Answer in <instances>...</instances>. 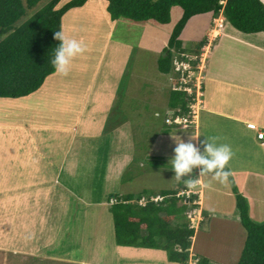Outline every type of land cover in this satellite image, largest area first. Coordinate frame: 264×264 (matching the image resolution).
Returning <instances> with one entry per match:
<instances>
[{"label": "crops", "instance_id": "1", "mask_svg": "<svg viewBox=\"0 0 264 264\" xmlns=\"http://www.w3.org/2000/svg\"><path fill=\"white\" fill-rule=\"evenodd\" d=\"M260 1L264 5V0ZM211 19L215 21L214 18ZM212 20L207 24L205 35L212 32V28L210 29ZM220 33L221 36H218L213 47L204 46V49L209 47L205 50L206 79L203 87V106L195 127L190 129V132L164 136L162 142L155 141L153 150L159 149L161 144L168 141V151L167 153L156 151L155 154H150L153 157L173 155L175 135L187 142L190 134H199V140L206 138L209 142L230 145L233 157L227 169L238 192L247 201L250 219L255 223L263 224L264 138L258 139V134L264 133V35H244L226 23L223 24ZM115 83L118 87V82H114L113 85ZM54 84L55 82H46V85L35 93L39 95L34 98L31 106L38 113L58 114L65 121L68 119L70 124L64 121L61 126H50L43 120L49 127L38 132L33 131V136L37 134L35 141L29 142L28 135H23L20 140H26L24 144L12 141L10 138L5 143L0 142V165L6 166L4 167L7 171L5 183L9 184L8 186L4 184V187L16 186L13 193H10L12 195L9 197V203L15 206L21 202L23 205L19 211L21 217H12L9 220L11 222L8 223L1 220L0 225L13 222V225L17 226L14 231L22 236L19 239L18 249L12 253L19 252L23 256L8 255V264H18L19 257L24 261L27 259L31 262L29 264H172L168 262L167 255L163 251L117 246L112 219H107L110 214L107 206L82 208L72 206L73 204L66 205L65 198L71 193L65 188L56 186V183H59L61 178L63 181L72 180L79 173L77 164L79 155L75 156L74 153L71 158L72 153H70L74 148L76 137L95 140L112 135L114 133L112 110L116 101L111 99L115 96L111 95L113 91L108 92L105 82H87L85 93L81 94L84 105L76 114L74 106H66L65 97L52 93V90H57L59 94L61 91L55 89ZM88 87L91 89L87 92ZM28 98L30 96L26 99ZM15 101L0 100V104L12 109ZM3 106L0 108L2 109ZM30 109L31 107L28 108L29 111ZM157 114L158 112L155 115ZM99 122L101 127L98 131ZM31 125L26 128H30ZM126 125L127 122L122 124L124 131L120 136H116L117 147L114 144L110 150L121 151L122 156L124 141L127 138ZM0 139L3 140L1 135ZM193 143L199 146L198 141ZM6 149L8 153L3 158V151ZM114 163L117 162L108 160L106 167H113ZM117 166L120 168L121 164L118 163ZM198 175L199 169H194L191 174L184 177V179H198L195 190L194 188L192 190L197 194L196 209L201 220L192 239L190 264H197L198 258L206 259L209 264H225L228 257L234 256L231 255V251H226L221 246L219 261L216 262L212 259V249L196 246L198 237L201 239L209 237L207 244H216L213 243L214 239L210 235L212 228L217 225L225 227L224 231H231L226 238L230 246L234 243L232 242L235 238L234 234H239L240 231L242 241L238 244L237 251L240 260L246 232L236 213L235 197L231 187L221 185L210 175L199 178ZM179 183L182 184V188L178 193L189 189L185 187V182ZM181 184L177 186L181 187ZM51 188L56 191L54 194ZM14 196L16 198L12 199ZM224 199L230 201V210L226 212L222 209ZM89 211L93 212V226L89 223ZM9 212L11 215L17 212V209L11 208ZM229 224L232 226L231 229L227 227ZM72 228L73 231H70ZM67 241L73 244L68 246ZM228 244L226 245L229 246ZM21 247L25 250H21ZM237 262L235 261L234 264Z\"/></svg>", "mask_w": 264, "mask_h": 264}, {"label": "rangeland", "instance_id": "2", "mask_svg": "<svg viewBox=\"0 0 264 264\" xmlns=\"http://www.w3.org/2000/svg\"><path fill=\"white\" fill-rule=\"evenodd\" d=\"M50 1H43L34 12L47 7ZM69 1L71 0H64L60 7ZM107 7L108 4L104 0H89L84 8L70 11L65 15L62 21V30L66 35L82 40L87 45V51L82 56L74 59L68 76L56 75L54 77L56 74L54 73L45 80L43 86L46 85V82H55V89L57 88L61 91L59 94L57 90H52V93L65 97L66 106H74L76 114L79 113V108L84 105L81 94L85 93L87 82H105L109 89L108 92L113 91L111 95L115 97L111 99L116 101L112 110V132L114 133L95 140L77 136L74 148L70 153H72L71 158H73L74 153L75 156L79 155V159H77L79 173L72 180L65 179L63 181L61 178L60 182L56 183V186L65 188L72 195V197L67 195V198H65L66 205L73 204L72 206L82 208L85 206H107L110 212V207L115 203L114 199H110L111 194L116 193L119 196L130 194L135 200L134 203L143 207L148 202L150 204L152 202L155 203L156 200L161 202L163 200L161 195L164 192L180 191L182 184L175 180L174 172L170 169L171 164L168 163L172 155H165L168 151V141L161 144L157 150H153V147L155 141L162 142L164 136L167 137L173 133L183 134L185 131L190 132V130H183L182 127L166 124L165 119L169 118L173 111L176 110H171L168 107L170 94L171 92H180L175 91V82H170L175 81L172 74L163 75L158 70L162 52L168 47L171 34L180 21L182 12L177 7H173L170 12L168 25L157 27L151 24H136L122 18L112 20ZM211 17L210 15H203L194 17L189 21L181 35V40L183 39L182 45L188 51L205 38L208 43L207 46H210V48L216 44L218 36H221V31L216 34L212 32L204 34L207 24L212 20ZM215 19H217V23L215 24L214 20H212L213 23L210 27L212 31L218 30L217 26L220 21L224 20L222 16ZM223 24H225L224 21ZM208 34L209 36L207 37ZM206 49L208 50L209 47ZM114 82H118V87L116 83L113 85ZM90 89L88 87L87 92ZM116 91H118L117 94H115ZM38 95L33 94L28 99L26 97L16 100L12 104V109L4 107L2 103L0 104V106H3L2 109L0 108V135L3 139H0V142L5 143L10 138L12 141L24 144L26 140H20L23 135H28L27 141H35L37 134L33 136L32 132H38L49 127L43 120L50 126H61L65 121L62 116L52 113L47 114L46 112L38 113L31 106L34 98H37ZM186 99L185 101H187ZM29 107H31L30 111L28 110ZM156 112L159 115H155ZM66 122L68 125L70 124L68 119L64 123ZM124 122H127L128 125L125 128L127 129V141H124L122 156L121 151L110 150L117 140L116 136H120L121 132L124 131V128L122 129ZM29 125L31 127L26 128ZM100 127L101 122L98 124V131ZM111 137L113 139L110 140ZM115 146L117 147V143ZM156 151H165V156L153 157L150 154H155ZM7 153V149L3 151V158ZM108 160L117 163H114L113 167H106ZM118 163L121 164L120 168L117 166ZM125 164L127 165L124 166ZM4 167L0 165V196L3 197H0V224L1 220H5L8 223L11 222L9 220L12 217H21L19 211L23 206L21 202L15 206L9 203V197L12 195L10 193H13L16 186L4 187V184L9 185L5 183L7 181V171ZM11 170L14 171L13 168ZM111 170L112 172H110ZM179 184H181V187L177 186ZM228 185V187H231L230 183ZM51 191L53 194L56 192L52 188ZM139 197L140 200H137ZM15 198L14 196L12 199ZM194 200L196 199L194 198ZM182 204L187 207L185 215L189 228H193L194 232H196L200 221L197 209L191 208L194 206L191 205L193 201L185 199ZM229 205V200H222L223 211H229ZM11 208L17 209V212L10 215L9 210ZM92 213V211H89V223L91 226L94 224ZM107 219H112L111 212L108 214ZM82 223L84 224L85 222L82 221ZM89 223L87 221V225ZM16 227L13 222L12 224L0 225L1 264H8V255L23 256L19 252L12 253L15 252V249H18L20 245L19 239L22 237L14 231ZM227 227L231 229L232 226L229 224ZM73 229L70 231H73ZM224 230L225 227L220 225L212 228L210 236L214 239L213 243L216 244H207L209 237L203 239L198 237L196 246L212 249V259L216 262L219 261L218 255L221 252V246H223L226 251H231V255H234L228 257L225 264H234L235 261H238L237 264H239L240 260H238L237 251L239 250L238 244L242 241L240 231L239 234H234L235 238L232 241L234 243L230 246L226 238H228V234L231 231ZM74 234L76 233L74 232ZM66 238L68 239V235ZM67 242L68 246L73 244V242ZM21 248V250H25L23 247ZM17 261L18 264L31 263L27 259L24 261L22 257H19ZM188 264H190V261Z\"/></svg>", "mask_w": 264, "mask_h": 264}, {"label": "trees", "instance_id": "3", "mask_svg": "<svg viewBox=\"0 0 264 264\" xmlns=\"http://www.w3.org/2000/svg\"><path fill=\"white\" fill-rule=\"evenodd\" d=\"M43 1L0 0V100L26 98L41 89L45 80L55 73L50 61L59 41L54 39V33L62 30V21L68 12L84 8L89 0H71L62 7L64 0H51L47 7L34 12ZM104 1L112 20L122 18L142 25L165 27L173 7L182 12L158 63L163 75H171L174 52L199 55L207 44L204 40L189 51L182 48L181 35L194 17L222 16L239 33L264 35V5L260 0ZM185 98L183 93L171 92L168 107L185 110L188 105ZM229 183L236 197L239 221L246 232L239 264H264V224L250 219L247 201L239 194L232 175ZM178 194V191L164 192L161 202H148L143 207L134 203L130 194H111L110 199L115 200L110 212L116 245L163 251L169 263L188 264L195 232L189 228L187 207L176 197ZM197 261L209 264L203 258Z\"/></svg>", "mask_w": 264, "mask_h": 264}, {"label": "clouds", "instance_id": "4", "mask_svg": "<svg viewBox=\"0 0 264 264\" xmlns=\"http://www.w3.org/2000/svg\"><path fill=\"white\" fill-rule=\"evenodd\" d=\"M54 39L59 41V44L54 49L50 63L57 75L68 76L74 59L87 51V45L82 40L66 35L63 30L56 31ZM199 137V134H190L189 140L185 142L179 136H173L175 147L168 163L171 164L170 169L174 172L175 180L185 182L186 188H195L198 179L184 177L191 174L194 169H199L198 178L210 175L221 185H228L231 173L226 169L233 157L231 146L209 142L206 138L199 140ZM193 141H198L199 146Z\"/></svg>", "mask_w": 264, "mask_h": 264}, {"label": "built area", "instance_id": "5", "mask_svg": "<svg viewBox=\"0 0 264 264\" xmlns=\"http://www.w3.org/2000/svg\"><path fill=\"white\" fill-rule=\"evenodd\" d=\"M214 23H217V19H215ZM217 29L218 30H215L216 33H219L223 29V21H220ZM203 49L199 55H188L180 52L173 53L171 74L175 78V81L170 82H175V91L183 93L186 96L188 105L185 110H182L179 107L173 111V113L171 112L172 115L169 118H166L167 120L165 119L166 124L168 125L182 127L183 130L193 129L196 125L199 112L203 106V87L206 79L205 55L207 53L205 49ZM263 138L264 133H259L258 139ZM196 195L197 194L190 188L187 191L180 192L177 197L181 198L182 201H185V199L193 201V204L191 205L195 206L196 202L194 201L196 200H194V198ZM155 203H158V200H156Z\"/></svg>", "mask_w": 264, "mask_h": 264}, {"label": "bare ground", "instance_id": "6", "mask_svg": "<svg viewBox=\"0 0 264 264\" xmlns=\"http://www.w3.org/2000/svg\"><path fill=\"white\" fill-rule=\"evenodd\" d=\"M215 32H216L215 30L212 31V33H215Z\"/></svg>", "mask_w": 264, "mask_h": 264}]
</instances>
